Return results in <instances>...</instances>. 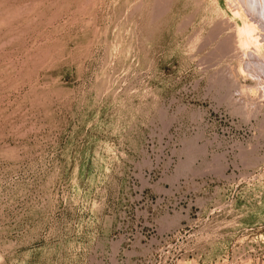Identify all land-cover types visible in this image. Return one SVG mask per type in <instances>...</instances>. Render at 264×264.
<instances>
[{
    "label": "rangeland",
    "instance_id": "374dc122",
    "mask_svg": "<svg viewBox=\"0 0 264 264\" xmlns=\"http://www.w3.org/2000/svg\"><path fill=\"white\" fill-rule=\"evenodd\" d=\"M247 1L0 0V264H264Z\"/></svg>",
    "mask_w": 264,
    "mask_h": 264
},
{
    "label": "bare ground",
    "instance_id": "6f19581e",
    "mask_svg": "<svg viewBox=\"0 0 264 264\" xmlns=\"http://www.w3.org/2000/svg\"><path fill=\"white\" fill-rule=\"evenodd\" d=\"M245 1H247V0H245ZM249 1H250V0H249ZM247 2H248V1H247ZM252 3H253V2H252ZM247 4H248V3H246V5H247ZM238 5H239V4H238ZM240 5H241V4H240ZM257 6H258V5H257ZM262 6H263V5H262ZM259 7H260V6H259ZM248 8H250V7H248ZM252 8H253V7H252ZM262 8H263V7H262ZM258 9H259V8H258ZM255 11H256V10H255ZM263 11H264V10H263ZM239 12H240V11H239ZM258 12H259V11H258ZM246 13H247V12H246ZM255 13H256V12H255ZM236 15H237V14H236ZM244 16H245V15H244ZM241 17H242V16H241ZM244 18H245V17H244ZM249 18H250V17H249ZM263 18H264V17H263ZM241 19H242V18H241ZM246 20H247V19H246ZM254 20H255V19H254ZM243 21H244V20H243ZM230 22H231V21H230ZM243 23H244V22H243ZM248 23H249V22H248ZM248 23H247V21H246V23L243 24V25H245L244 27H245L246 29L244 28V30H246V31H249V30L252 29V24H251V26H249ZM250 23H251V22H250ZM246 24H247L248 27L246 26ZM233 25H234V24H233ZM232 27H233V26H232ZM236 27H237V26H236ZM228 28H229V27H228ZM248 28H250V29L248 30ZM253 28H254V27H253ZM240 29H241V28H240ZM240 29H239V30H240ZM241 31L243 32V30H241ZM241 31H240V33H241V35H242V32H241ZM231 32H233V31H231ZM231 32H230V33H231ZM251 32H252V30L250 31L249 34H247L248 32L246 33V39H247V36H248V35L250 36V37H248V39H249V38H252L251 35H254V34H253V32H252V34H251ZM256 34H257V33H256ZM226 36H227V35H226ZM241 37H242L241 39H244L243 36H241ZM238 38H239V37H238ZM260 39H261V38H260ZM239 41H240V40H239ZM241 41H242V40H241ZM244 41H246V40L244 39ZM250 41H251V39H250ZM247 42H248V41H247ZM262 42H263V41H262ZM244 43H245V42H244ZM248 43H249V42H248ZM248 43H247V44H248ZM240 45H241V43H240ZM242 45H243V44H242ZM248 45H249V44H248ZM236 46H237V45H236ZM229 48H230V47H229ZM257 48H258V47H257ZM244 49H245V48H244ZM249 51H250V50H249ZM224 52H225V51H224ZM251 92H252V91H251Z\"/></svg>",
    "mask_w": 264,
    "mask_h": 264
}]
</instances>
